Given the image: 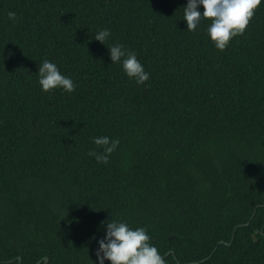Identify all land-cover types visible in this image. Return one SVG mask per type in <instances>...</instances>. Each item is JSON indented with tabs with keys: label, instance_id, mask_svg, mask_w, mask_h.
Instances as JSON below:
<instances>
[{
	"label": "trees",
	"instance_id": "trees-1",
	"mask_svg": "<svg viewBox=\"0 0 264 264\" xmlns=\"http://www.w3.org/2000/svg\"><path fill=\"white\" fill-rule=\"evenodd\" d=\"M186 4L0 0V264H95L111 216L166 264H264V4L224 51L208 21L186 31ZM45 59L74 92L41 90ZM96 136L120 141L107 165Z\"/></svg>",
	"mask_w": 264,
	"mask_h": 264
},
{
	"label": "clouds",
	"instance_id": "clouds-1",
	"mask_svg": "<svg viewBox=\"0 0 264 264\" xmlns=\"http://www.w3.org/2000/svg\"><path fill=\"white\" fill-rule=\"evenodd\" d=\"M262 4L264 0H187L183 7L186 31L195 32L202 21H208L209 39L217 50L224 51L235 37L244 34ZM8 19L13 24L18 22L15 12H9ZM111 36L108 29H101L94 34V39L107 47L112 64H119L130 81L138 86L145 85L150 73L145 70L137 54L127 50L123 44H107ZM37 75L44 92L61 89L71 94L75 91L74 81L47 59L39 65ZM92 144L96 147L90 149L87 155L97 163L107 165L111 155L119 148L120 141L109 136H96ZM102 227L106 232L98 240L95 264H105V261L111 264H166L165 256L150 242L146 228H132L126 221L112 216L109 221L102 222Z\"/></svg>",
	"mask_w": 264,
	"mask_h": 264
},
{
	"label": "water",
	"instance_id": "water-1",
	"mask_svg": "<svg viewBox=\"0 0 264 264\" xmlns=\"http://www.w3.org/2000/svg\"><path fill=\"white\" fill-rule=\"evenodd\" d=\"M171 254V252L170 253H168L167 255H170ZM21 261H22V259L20 258V263H21ZM43 261H45V263L47 264L48 263V261H49V259L48 258H45Z\"/></svg>",
	"mask_w": 264,
	"mask_h": 264
}]
</instances>
